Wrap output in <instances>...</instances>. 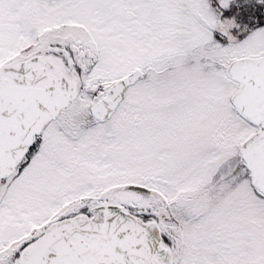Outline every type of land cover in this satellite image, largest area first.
<instances>
[{"label":"snow or ice","instance_id":"snow-or-ice-1","mask_svg":"<svg viewBox=\"0 0 264 264\" xmlns=\"http://www.w3.org/2000/svg\"><path fill=\"white\" fill-rule=\"evenodd\" d=\"M0 264H264V0H0Z\"/></svg>","mask_w":264,"mask_h":264}]
</instances>
